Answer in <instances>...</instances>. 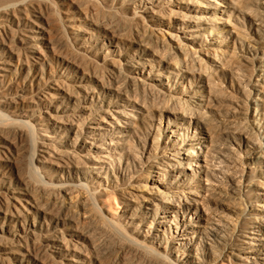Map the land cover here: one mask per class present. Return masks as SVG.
Returning <instances> with one entry per match:
<instances>
[{
	"label": "bare ground",
	"instance_id": "1",
	"mask_svg": "<svg viewBox=\"0 0 264 264\" xmlns=\"http://www.w3.org/2000/svg\"><path fill=\"white\" fill-rule=\"evenodd\" d=\"M79 1L0 0V264H264V0Z\"/></svg>",
	"mask_w": 264,
	"mask_h": 264
},
{
	"label": "rangeland",
	"instance_id": "2",
	"mask_svg": "<svg viewBox=\"0 0 264 264\" xmlns=\"http://www.w3.org/2000/svg\"><path fill=\"white\" fill-rule=\"evenodd\" d=\"M79 2H80L79 0H71L72 4H77ZM72 7H73V5L65 4L64 6H62L60 8V10H61V18L62 19H66V18H70V17L75 16V14L71 11ZM83 11H84V9L82 10V12ZM76 16L81 17L78 14ZM96 19H97L96 21H98L99 23H103V25H111L110 24V20L108 18L104 17L103 15H99ZM79 23H80V21H77L76 23H73V25L75 27H77V26H79ZM112 25H114V24H112ZM162 31H164L163 33H165V34H168L165 29H162ZM71 32L72 31H69V34H72ZM172 35H176V34H172ZM162 38L166 39L167 35H164ZM128 46L129 45L127 44V45H124V47H120L119 48V51L121 52L120 53L121 55H124L125 49L128 50V48H129ZM109 50H112V49H109ZM116 54L118 56V51H117ZM200 57L204 59V57H202V56H200ZM50 68L51 69L56 68L55 61H54V65H51L50 67H47V71H50ZM225 87H226V84L223 83V88L225 89ZM247 89L250 90L248 87H247ZM27 106L28 105H25V107H27ZM259 143L263 146L262 148H264V139L261 136L259 137ZM13 147H16V146L13 145ZM13 147L9 146V148H10L9 152L11 154L15 152ZM233 148L237 149L236 147H233ZM241 157L243 159H245L244 154H241ZM243 163L244 164H248L249 161H244ZM240 199H241L240 209L244 212V216L242 217L241 221L244 222V221H246L249 218L248 215L252 214V211H253L252 206L253 205L251 206L243 197H241ZM252 201H255V200L252 199ZM263 214H264V212H263ZM65 216H66L65 214L61 215V217H65ZM86 231H87V233L89 235H93V229L92 228H87ZM104 242H105V240L101 239L99 243H96V246L99 247L98 248L99 249V253L95 252V254H96L97 258L102 261L101 264H122L123 263V259H124L123 253L120 252V251L114 252L112 244L104 243Z\"/></svg>",
	"mask_w": 264,
	"mask_h": 264
}]
</instances>
